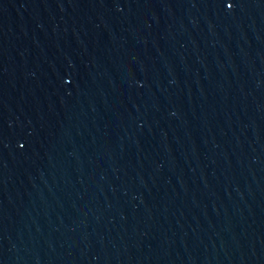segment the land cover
<instances>
[{"label": "water", "instance_id": "95a60500", "mask_svg": "<svg viewBox=\"0 0 264 264\" xmlns=\"http://www.w3.org/2000/svg\"><path fill=\"white\" fill-rule=\"evenodd\" d=\"M0 264H264V0H0Z\"/></svg>", "mask_w": 264, "mask_h": 264}]
</instances>
